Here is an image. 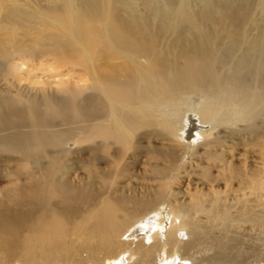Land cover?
Masks as SVG:
<instances>
[{"label": "bare ground", "instance_id": "obj_1", "mask_svg": "<svg viewBox=\"0 0 264 264\" xmlns=\"http://www.w3.org/2000/svg\"><path fill=\"white\" fill-rule=\"evenodd\" d=\"M27 1L23 8L22 0H0V264H158L129 234L133 221L153 213L152 200L169 197L172 225L154 240L170 254L179 229L192 234L189 248L203 240L191 208L213 223L230 220L202 197L174 203L188 150L182 134L191 130L182 113L198 106L194 142L214 122L249 143L261 138L264 148V0ZM157 139L172 150L161 153ZM37 145L52 162L37 157ZM87 152L95 174L86 168L90 182L80 193L75 156ZM151 153L165 155L148 181L160 192L124 187L138 182L135 167L150 161L139 158ZM237 168L225 172L239 176ZM242 175L251 195L264 191V176ZM253 212L244 204L238 224L261 231L264 211ZM73 237L82 245L69 249Z\"/></svg>", "mask_w": 264, "mask_h": 264}, {"label": "rangeland", "instance_id": "obj_2", "mask_svg": "<svg viewBox=\"0 0 264 264\" xmlns=\"http://www.w3.org/2000/svg\"><path fill=\"white\" fill-rule=\"evenodd\" d=\"M27 2V0H22L21 6L24 8ZM147 13L150 14V12ZM1 16H4L2 9ZM150 16L152 19L153 16ZM62 48H65L64 45ZM62 50L64 51V49ZM51 87L53 89L56 88L54 91L60 88V86L54 87V85H51ZM44 89L45 88H43V90ZM33 91L35 90H32L31 92ZM8 93L10 92H7L5 96H8ZM14 94H16V92H14ZM197 107V105H194L190 108H186V110L182 113L185 117L184 119L186 124L190 126L191 130L188 131L189 128L186 126L185 133L182 134L186 142L183 146L187 145L188 150H183L180 153L183 161L180 162L179 172L176 174V180L173 183V189L176 193L173 198L174 203L175 205L177 204L176 202H178V204L180 203L190 206L193 204L192 199H194L195 196L200 198L202 197L205 203H207L206 207L210 208L213 206L214 209L219 211L220 215L223 216L229 211L230 220L221 224L214 222V224L213 221H208L204 218L203 214L196 212V210L194 212V209L191 208V211H189L192 216L190 214L189 216L193 222H196L200 226L202 232L201 234H203L200 237H202L203 240L201 239V241H199L200 243L197 241L193 247H190V249L189 244H191L193 240L192 234L187 230V228L181 230L179 229L180 243L176 246L175 254H170L165 247L160 249V247L157 246V243L159 242L158 239L154 240V238L160 234H162L161 238L165 237L166 231L169 230L172 225L171 222L173 212L169 203V197L165 199V203L159 202L158 200H152L151 202L154 210L148 213H153L146 216L144 219L138 220L136 223L133 221V227L129 230L131 242L136 245L138 241H143L147 246V252L152 255L158 264H209L211 262L214 264L215 260L213 259L217 254L226 256L221 260L217 259L220 264H264V227L262 229L263 231H258L250 224H247V226L242 223L238 224V219H240V214L244 204H251L255 215L256 212H262V210L264 211V191H257L251 195L250 193L252 191L249 189H251L252 186H247L242 181V179L245 178L242 174H245V172H249L250 175L253 172L258 177L264 176V148L262 146V140L261 138H258V142L256 141L252 144L249 143V138L245 139L244 136L232 137L228 134V129L224 126L220 128L218 127L219 129L217 128L214 130L213 127L215 125L213 122L203 126L201 129L202 132L209 130L212 131V134H208L206 137V141L199 139V141L194 142L197 131L196 124L199 121V115H197L198 112L196 111ZM219 122L220 123H218V125L224 124L222 121ZM231 125L232 123H230V126ZM230 126H228V128H230ZM25 132L35 138V134L32 131ZM216 137L219 138L220 144H213L214 142H217ZM157 141L156 147H158L157 149H159L161 153L166 152V154H168V152L172 150L170 142H166L164 139H157ZM145 144L146 143H142L140 146ZM37 147L40 151L37 157L44 158L45 160L52 162L50 158L51 151L49 149H42L40 145H37ZM206 147L208 150H206ZM211 152H214V154L211 155ZM259 152H261L260 155ZM164 156L165 155H162L159 159L155 153L141 156L139 158V162H142L146 158L150 161H147L139 167H135L136 179L137 177L139 178L138 182L134 183L133 179H131L124 182L123 186L126 187V185H135L147 187L148 189L159 193V186L151 184L148 181L155 180L156 175L153 172V170H155L153 167L155 165L162 166V164L165 163ZM75 160V167L78 171H80L83 177L79 178L80 183L75 181L74 185H76L81 193L86 188L83 184L90 182V180L85 177L86 168L90 175L95 174V168L91 160V154L88 152L75 156ZM78 164L84 166H81L80 169H78ZM96 166H101V169L107 167L101 164H96ZM229 167L232 169L238 167L241 169L240 171L242 174L234 177V175H232L233 173H230V171L225 172V170L229 169ZM206 171L210 172L211 175L208 181L203 180V175ZM225 173L227 175L231 174L232 176L226 177L224 175ZM2 174L8 175V170H4ZM249 180L250 176L244 179L246 182H249ZM94 183L99 185L97 181ZM169 183L171 184L172 181ZM23 203H26L23 208L30 207L29 202L23 201L20 202V205ZM18 208L22 209L21 207ZM159 209L164 212L165 217L163 221H160L158 218ZM180 210L185 211L188 214V209ZM182 215L185 216L183 219L188 217V215L186 216L185 214H181V216ZM79 217L81 218L82 216L80 215ZM30 225L31 222L28 223V226ZM75 233L77 232L75 231ZM69 242V249L82 245V243L76 241L74 237L70 239ZM135 247H133V249ZM223 260L225 263H223ZM116 264H125V261H121Z\"/></svg>", "mask_w": 264, "mask_h": 264}]
</instances>
